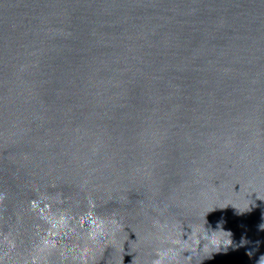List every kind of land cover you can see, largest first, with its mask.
<instances>
[{
    "label": "water",
    "instance_id": "1",
    "mask_svg": "<svg viewBox=\"0 0 264 264\" xmlns=\"http://www.w3.org/2000/svg\"><path fill=\"white\" fill-rule=\"evenodd\" d=\"M213 207L191 264H258L264 0H0V264H150Z\"/></svg>",
    "mask_w": 264,
    "mask_h": 264
},
{
    "label": "clouds",
    "instance_id": "2",
    "mask_svg": "<svg viewBox=\"0 0 264 264\" xmlns=\"http://www.w3.org/2000/svg\"><path fill=\"white\" fill-rule=\"evenodd\" d=\"M228 205H232L236 208L233 203H226L224 207ZM214 208L215 207L210 208L204 213L202 225H187L190 229V234L185 233L183 225L174 224L170 226L167 222L161 223L160 220H154L153 227L156 229L157 233L161 234L156 237L161 246L155 249V258L151 260L150 264H191L194 256L210 247L215 248L218 251L222 247L227 249L232 244L230 239L231 233L222 230L213 232L210 229L206 230L205 228V217L209 212L213 211ZM111 224L119 225L118 219L113 218ZM92 225V230L89 232L90 239L97 242L108 240L110 234L105 230L104 221H93ZM260 228L264 230V224L260 225ZM217 232L227 233L229 239L226 241L219 239L216 236ZM111 235H114V233ZM185 235H187V239L182 238ZM201 244H203L202 248L200 247ZM186 252L191 255L185 257L184 253ZM181 257H183L182 260ZM78 258L81 261V264H87L88 260L91 258L90 249H82L79 252ZM73 259H76V257H73ZM133 264H135V258ZM258 264H264V256L260 257Z\"/></svg>",
    "mask_w": 264,
    "mask_h": 264
}]
</instances>
